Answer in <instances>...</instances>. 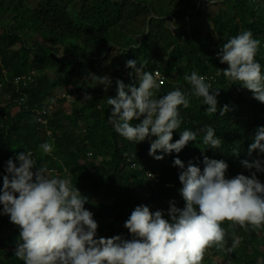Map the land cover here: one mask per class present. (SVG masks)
Here are the masks:
<instances>
[{"label": "trees", "instance_id": "obj_1", "mask_svg": "<svg viewBox=\"0 0 264 264\" xmlns=\"http://www.w3.org/2000/svg\"><path fill=\"white\" fill-rule=\"evenodd\" d=\"M77 1L81 2V7L73 17L72 5ZM179 1L181 6L187 1L186 4L195 5L194 0ZM220 3L225 7L213 18L216 28L202 32L200 42L195 39L198 34L195 30L189 32L178 24L177 32L168 28L167 14L178 12L171 10L167 0H153V3L147 0H38L32 10L24 5L23 0H0V10L16 13L14 31L3 30L0 34V185L3 186L5 162L25 149L33 150L39 165L56 170L61 178L69 172L72 184H76L88 197L85 207L94 213L99 225L98 236L122 234L130 238L123 225L135 206L145 204L152 211L164 210L165 218H168L170 201L174 200L177 207L184 206L179 192L182 187L178 178L179 168L173 166L177 156L186 166L191 161L201 169L204 167L203 155L223 159L229 165V177L239 173L250 175L240 161L248 158L247 148L254 142L256 128L264 126V103L254 99L251 90L233 84L223 76L222 70L228 65L220 62L217 53L228 39L241 30H250L253 37L261 42L256 59L264 66V2L221 0ZM181 13L184 16L186 11ZM155 14L157 17L153 16ZM145 22L148 32L139 44L136 42L135 47L131 46L132 37L127 29L133 24L147 25ZM18 29L43 36L53 45H64L69 39L79 40L88 47L92 56L87 61L75 60L70 66L65 63L62 69L64 75L59 82H46L44 76L38 78L34 73L44 71L48 57L52 59V56L39 50L32 51L23 44L17 34ZM15 43H21V46L13 51ZM162 55L165 56V67L161 71L168 80L161 85L162 91L156 94L157 97L177 88L190 97V106L180 107L182 124L177 131L174 130L173 142L185 129L197 132V139L180 153L165 154L163 159L156 160L149 155V140L136 143L115 132L107 120L113 107L107 104V100L117 95V79L125 84L136 83L134 70L132 75L126 76L128 79L125 77L128 71L126 61L146 62V71L154 73L159 68ZM53 61H58V58ZM100 66L112 67L115 80L107 91L103 85L96 86L95 81L87 93L92 99H84L85 94L81 92L85 89L80 81L93 74L104 75L99 70ZM193 71L207 77L206 82L211 83L214 89L220 88L216 114L207 115L209 106L203 104L202 97L192 94V86L185 76ZM22 75L32 79L25 85L20 83L17 88L12 80ZM56 85L83 96H78L82 105L73 112L59 109L51 114L48 125L53 132L52 141L45 134V129L35 122L34 110L48 108L44 101L50 95L49 90ZM22 97L25 101L19 105L18 100ZM224 105H228L230 111L221 116L220 108ZM12 108L17 110L11 116L9 112ZM74 116H84L92 121L83 129V139L65 127L68 121L77 124ZM207 126L215 129L221 140L220 149L208 148L202 142ZM45 141L53 145L51 154L38 151L41 149L39 145ZM237 149L239 156L233 154ZM93 150L102 151L105 159L98 164L85 160L97 154ZM157 154H160L159 150ZM257 174L258 179L264 182V173ZM222 227L226 229V248L231 246L234 238H240L241 243L231 253L226 248H214V253L239 264H257L256 258L260 253L257 250L251 253L249 248L253 246L254 237L260 229L245 231L229 221L223 222ZM18 239V226L11 223L7 215L0 216V264H23L15 255Z\"/></svg>", "mask_w": 264, "mask_h": 264}, {"label": "clouds", "instance_id": "obj_2", "mask_svg": "<svg viewBox=\"0 0 264 264\" xmlns=\"http://www.w3.org/2000/svg\"><path fill=\"white\" fill-rule=\"evenodd\" d=\"M260 43L245 30L224 42L217 58L228 65L222 70L225 78L251 90L253 98L264 103V66L256 59ZM145 64L137 67L136 60L126 61L138 83L116 80L117 95L107 100L113 106L107 120L128 141L149 140V155L161 160L165 154H178L190 142H196L197 132L185 129L173 142L174 130L182 124L180 107L188 108L190 97L179 88L157 97L159 73L143 71ZM93 79L105 91L112 85L110 75L93 74ZM185 80L192 86V94L202 97L203 104L209 106L206 114H216L220 88L214 89L196 71ZM84 99L92 97L85 94ZM228 111L229 106L224 105L220 115ZM204 131L202 142L208 148L220 149L215 129L207 126ZM253 140L247 148L248 158L240 161L250 175L229 177L228 163L207 155H203V169L191 161L186 166L178 156L174 158L184 206L177 207L174 200L170 201L168 218L164 210L152 211L145 204L135 206L123 225L130 238L122 234L98 236L94 213L85 207L88 197L70 179L50 175L46 166L37 167L39 162L25 149L5 162L0 185V216L7 215L19 228L15 255L23 264H203L206 253L215 263L214 257H218L214 247L224 250L227 245L223 222L245 231L264 230V182L257 174L264 173V126L256 128ZM39 147L45 154L53 152V145L46 141ZM233 154L239 156V150ZM240 243L234 238L226 251L233 252ZM226 261L233 264L229 258L224 264Z\"/></svg>", "mask_w": 264, "mask_h": 264}, {"label": "rangeland", "instance_id": "obj_3", "mask_svg": "<svg viewBox=\"0 0 264 264\" xmlns=\"http://www.w3.org/2000/svg\"><path fill=\"white\" fill-rule=\"evenodd\" d=\"M38 0H23L24 5L29 8L33 9V7L37 4ZM148 3H153V0H147ZM170 4L171 10L174 9V11H177L178 13H168L166 22L168 25V28L171 29L172 32H177V24L184 26V28L192 32L193 30L198 33L195 37L197 41L201 42L202 39V32L206 33L207 29H215L213 18H216L218 14L224 9L225 6H223L220 1L221 0H194L193 2L195 5L190 6V4H183L180 5L179 0H167ZM262 2H264L262 0ZM81 2L77 1L72 5V12L71 14L73 17L75 16L76 12L80 9ZM182 10L186 11L184 13V16L182 15ZM157 17V15H153ZM16 13L8 11L6 9L0 10V34L3 30H9L10 32L14 31L15 27V18ZM148 19V18H147ZM224 20L223 18L221 19ZM146 23V22H145ZM147 24V23H146ZM130 33V36L132 37V43L131 46L135 47L136 42L138 44L141 42V39L145 36V34L148 32V24H133L127 29ZM17 34L20 35L23 44H26L27 47L31 48L32 51L39 50L40 52L46 53L48 56H52V59L48 57V64L46 65V68L44 71H37L35 72V76H44L45 79H47L46 82H59L60 78H62L63 74V66L65 63H67L68 66L70 64H73L76 61H87L91 56L92 53L88 49L86 45H84L81 41L76 39H69L66 44L64 45H53L49 40L44 38L43 36H40L36 33H33L27 29H18ZM217 31V30H216ZM243 32L242 30L240 33ZM227 32H225L226 34ZM219 34V33H218ZM226 37V35H225ZM21 43H15V45L12 46V50L15 51L18 48H20ZM33 54V52H32ZM31 59L32 60V55ZM165 56H161V60H159V68L158 69H164V60L163 58ZM54 58H58V61H53ZM62 60L64 61L62 63ZM137 61V67L141 66V62ZM32 66V64H30ZM99 70L104 73V75H110L112 77V83L115 80L113 73L115 70H113L112 67H104L100 66ZM128 71L125 72V77L129 75V73H132L131 68H127ZM143 71H146V67L143 68ZM163 72V71H162ZM174 76V74H173ZM127 79L129 77H126ZM83 85V88L85 90H82V94L89 93L88 89L92 88L95 84V80L93 79V75L84 78L80 81ZM138 83V80L136 78V83L133 85H136ZM162 86H160V89L158 92L162 91ZM50 95L49 97L44 101V104H48L53 111L55 110H61L71 113L72 110L76 107H79L82 105V101H80V98L78 97L83 96L82 94L78 92H74L70 90L69 88H66L62 85H56L53 88L49 90ZM157 92V93H158ZM156 93V94H157ZM70 95V98L67 97ZM68 99V100H67ZM16 108H12V111L9 112L12 115L16 112ZM74 118H77V124L74 125L72 122H67L65 127H68V129L71 131V133H74V135H77L80 137V139H83L84 136V128H87L88 125L92 124V121L89 119H86L84 116H79ZM24 126V122L22 123ZM23 129V127H22ZM48 142V141H46ZM38 151L43 152L42 149H39ZM93 152H97V150H93ZM89 158V159H87ZM105 159V155L102 153V151L95 153L94 157H86L85 160H92L91 162H94L95 164H98L99 162L103 161ZM69 172H67L65 178L70 179ZM255 241L253 243V246L249 248V251L253 253L254 251H258L260 255L256 258L257 264H264V230H258L254 237ZM240 239V238H239ZM216 248V247H214ZM207 252V250H206ZM215 255V254H214ZM216 257L214 259L217 261L214 263L213 260L205 253L203 258V264H224V260H226L225 256L216 254ZM233 264H239L237 262L233 261ZM243 264V263H240Z\"/></svg>", "mask_w": 264, "mask_h": 264}, {"label": "built area", "instance_id": "obj_4", "mask_svg": "<svg viewBox=\"0 0 264 264\" xmlns=\"http://www.w3.org/2000/svg\"><path fill=\"white\" fill-rule=\"evenodd\" d=\"M156 73H159L160 85H164L168 80L167 76L164 73H162V71L159 69L154 70L153 74L155 75ZM31 79L32 78L30 76L22 75V76H17L12 81L14 82L16 87L19 88L20 83H23L25 85V84H27L28 80H31ZM0 87H2V83H0ZM18 101H19L18 104L22 105V103L25 101V97L20 98V100H18ZM46 109L41 110L38 108L37 110L36 109L34 110V113L36 115V121L39 124L40 128L43 127L45 129V134L47 135V137L50 140L54 141L53 132L51 131V129L49 128V125H48V119L51 117V114L54 111L50 106H48V108H46ZM29 151H31L33 153L34 158L37 160V156H36L35 152L33 150H29ZM37 163H38V160H37ZM38 166H39V163L37 164V167ZM49 173L52 176H60V174L56 170H53V169L49 170ZM5 174H7V173H5ZM0 208H2V205H0ZM208 253L212 254L213 252L211 250H208ZM230 263H231L230 261H226V264H230Z\"/></svg>", "mask_w": 264, "mask_h": 264}]
</instances>
